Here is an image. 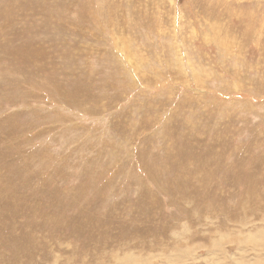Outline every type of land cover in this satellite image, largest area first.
I'll use <instances>...</instances> for the list:
<instances>
[{
  "label": "rangeland",
  "instance_id": "rangeland-1",
  "mask_svg": "<svg viewBox=\"0 0 264 264\" xmlns=\"http://www.w3.org/2000/svg\"><path fill=\"white\" fill-rule=\"evenodd\" d=\"M0 264H264V0H0Z\"/></svg>",
  "mask_w": 264,
  "mask_h": 264
}]
</instances>
